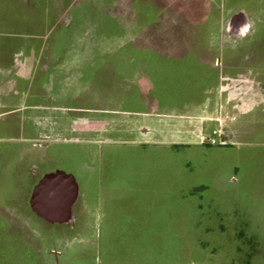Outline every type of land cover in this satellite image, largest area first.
Returning <instances> with one entry per match:
<instances>
[{"label":"rangeland","instance_id":"rangeland-1","mask_svg":"<svg viewBox=\"0 0 264 264\" xmlns=\"http://www.w3.org/2000/svg\"><path fill=\"white\" fill-rule=\"evenodd\" d=\"M67 1L62 24L71 43L65 67L73 98L64 126L83 132L74 139L93 141L37 148L32 158L43 159L38 171L62 170L80 182L77 221L72 229L28 225L19 214L26 211L28 182L10 176L9 201L0 202V264H264V70L244 63L243 74L218 85L212 97L199 80L207 70L208 35L221 23L218 10L238 4L251 38L263 25L264 0L258 7L222 0L211 7L202 0ZM28 10L36 15L26 0L1 5L19 20ZM165 12L181 15L179 33L166 34L179 36L185 48L132 49L141 37L157 42L152 20ZM110 126L108 136L103 130ZM36 131L38 140L43 130ZM97 151L106 158L101 182L93 178L85 187L99 169L91 162ZM10 206L19 212L9 213ZM17 233L28 236L33 258H24Z\"/></svg>","mask_w":264,"mask_h":264},{"label":"crops","instance_id":"crops-1","mask_svg":"<svg viewBox=\"0 0 264 264\" xmlns=\"http://www.w3.org/2000/svg\"><path fill=\"white\" fill-rule=\"evenodd\" d=\"M4 2L5 0H0V144L6 146L0 155V173L2 179L7 177L9 181L13 163L20 159L27 162L33 159L37 129L64 128L68 108L65 92L68 72L65 63L71 43L67 40L62 24V17L68 14L67 0L64 6L61 3L57 5V2L52 5L51 0H26L28 6L35 9L36 15L28 10V13H24L27 19L22 20L13 12L8 11L5 15L1 11ZM39 8L42 10L37 12L36 9L40 10ZM48 8L52 10L49 12ZM62 9L66 12H61ZM191 13L192 17H196L193 15L195 12ZM179 16L181 15L176 12L156 15L161 18L159 22L158 18L152 20L157 24L154 31L158 33L157 42H147L141 37L140 41L133 42L131 48L165 50V54L170 50L176 52V49L185 48V43L179 36L172 37L176 32L179 33ZM146 26L139 28L146 31ZM166 33L172 36L167 37ZM6 35L15 40L6 41ZM162 36L166 38H161ZM141 60L147 63L146 58L141 57ZM179 64L184 65V60ZM93 178L97 180L96 177ZM8 183L7 188L0 189V202L4 205L5 201H9L6 194L10 186ZM31 191L32 189L25 198L27 203Z\"/></svg>","mask_w":264,"mask_h":264},{"label":"flooded vegetation","instance_id":"flooded-vegetation-1","mask_svg":"<svg viewBox=\"0 0 264 264\" xmlns=\"http://www.w3.org/2000/svg\"><path fill=\"white\" fill-rule=\"evenodd\" d=\"M204 2L209 3V7H211L213 5L214 2H220L221 0H202ZM229 1H234V2H254L253 5L256 6L259 1L258 0H222L221 2H225V4ZM213 2V3H212ZM216 2V5H217ZM146 4V1H145ZM150 4V3H148ZM227 5V4H226ZM147 7V5H145ZM205 6V5H204ZM215 6V5H213ZM236 8H221V10H218V14L219 17L221 19V23L218 26V29L216 31H212L209 33L208 35V42L205 45V57H204V64L206 67V71H205V76L203 77V81L204 83H206V85L209 87V96H214V92L216 91V88L218 85L221 86V84H223L224 82L228 81H233L238 79L241 74H243V70L245 69V64L244 63H251V67L253 68H258V70L262 69L264 70V20L261 21L263 22V25L260 26L259 28H255V30H253V32L256 34V36L254 35H250L251 38H248V34H249V30H248V24L246 29L243 28V25H241V22L237 19V15L240 13L238 9L239 5L236 4ZM264 7V3L262 5ZM227 7V6H226ZM258 7V6H256ZM260 8L259 11H264V9ZM258 10V9H257ZM217 11L216 9H209V12H215ZM203 12H207L206 9H203ZM221 12H226L225 16H222ZM239 12V13H238ZM216 13V12H215ZM259 13H263V17H264V12H259ZM222 18H221V16ZM218 17V16H217ZM216 17V19H217ZM260 22V23H261ZM209 26V25H208ZM209 29H212L211 27V23H210V27ZM255 36V37H254ZM254 37V38H253ZM249 72V71H248ZM249 75H251L254 78H257V76L259 74L257 73H252L249 72ZM260 77L263 75H259ZM262 78V77H261ZM70 81H73L70 80ZM72 84V83H71ZM70 86H68V82H66V93L67 90L69 89ZM140 94L141 96H147V91L146 90H142L141 88H139ZM73 97H66V100H70ZM68 111V108H67ZM95 123H98L97 121ZM112 128L111 126L109 127V129H105L103 130L104 132L108 133V136L112 133ZM98 132L99 133V129H95L94 133ZM79 133H82V131L80 130H71L70 132H67V128L66 126H64V128L62 129H48V128H44L43 132L41 133V138L36 140V142L34 143L35 145V151L37 150V148H44L45 150H48L49 147H53V146H58V145H63V143L65 142H92L93 140H89V138L87 139H79ZM91 134H93V132H90ZM78 135V137H76V139H74V136L71 135ZM97 134V133H95ZM107 136V137H108ZM106 141L110 142L108 139H105ZM94 156V157H93ZM91 162L92 164H94L95 166V161L97 160V164L99 161V169L98 171L93 168L92 172H91V178L89 179V176L86 177V179L84 180L85 187L88 186L89 183H95L92 180L93 177H96L97 180L96 182L100 183L101 179H100V175L103 172V168L102 166H104V161L106 158H104L105 156H103V153L100 152H96V154H93L91 152ZM99 157V158H98ZM43 159L41 158L39 161L37 160L36 162V158H34L33 160L29 161V165L28 167L23 166L24 165V161L22 160V162H20L21 164L19 165L18 162H16V166L12 169L11 171V176L12 179L14 178V176H23L25 177L26 181L28 182L27 186L30 188V190L34 187V185L37 183V181L47 172H40L38 170L39 166L42 164ZM94 161V162H93ZM23 163V165H22ZM93 166V165H92ZM49 172V171H48ZM99 177V178H98ZM6 179H2L1 177V173H0V189H2L3 187L7 188V183L9 182L7 177H4ZM77 180V179H76ZM100 180V181H99ZM3 181L5 183H3ZM91 181V182H90ZM78 182V181H77ZM23 187V185H21ZM78 186H79V191H80V182H78ZM1 194V192H0ZM83 197V195H82ZM81 194H79L78 200L76 201V203L74 204V206L72 207L73 210V214H74V210L75 208H77L80 204V199L82 198ZM22 200H24L22 203L24 206H26V211L24 213H19L23 218H26L24 220V222L28 223V225L31 224H35L36 221H40L48 226L51 227H67V226H71V229L74 228V225L77 221V217L75 218L74 216V221L73 222H68V223H48L45 220H43L42 218L38 217L28 206V203L26 202L25 198H23ZM23 208H21L22 210ZM20 210V206L17 208L10 206L9 207V213L16 215L17 212H19ZM80 215H82L83 212V208H79L78 209ZM18 214V215H19ZM12 224L14 223L13 220H11ZM100 235L101 233H97L96 234V240L99 242L100 240ZM27 237V235H26Z\"/></svg>","mask_w":264,"mask_h":264},{"label":"water","instance_id":"water-1","mask_svg":"<svg viewBox=\"0 0 264 264\" xmlns=\"http://www.w3.org/2000/svg\"><path fill=\"white\" fill-rule=\"evenodd\" d=\"M237 19L247 27V19L243 13ZM79 197V186L76 178L62 170L45 173L32 188L28 205L40 218L48 223L73 222L72 207Z\"/></svg>","mask_w":264,"mask_h":264},{"label":"trees","instance_id":"trees-1","mask_svg":"<svg viewBox=\"0 0 264 264\" xmlns=\"http://www.w3.org/2000/svg\"><path fill=\"white\" fill-rule=\"evenodd\" d=\"M14 236L19 237V241H21L20 246H24V251H25V259H28L29 257L33 258L35 252L33 249L32 244L30 243V240L28 239V237H26V235L24 233H17V234H13ZM23 237V238H20Z\"/></svg>","mask_w":264,"mask_h":264}]
</instances>
